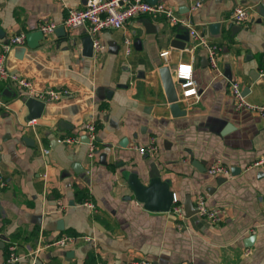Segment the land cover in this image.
<instances>
[{
	"label": "crops",
	"instance_id": "1",
	"mask_svg": "<svg viewBox=\"0 0 264 264\" xmlns=\"http://www.w3.org/2000/svg\"><path fill=\"white\" fill-rule=\"evenodd\" d=\"M152 1L222 48V76L205 49L191 52L192 41L185 50L174 48L185 30L164 18L144 16L103 31L106 50L96 53L86 28L63 27L66 7L82 9L87 0H0V56L12 38L59 26L35 49L27 41L12 49L7 69L31 81L36 92H64L32 122L27 96L0 79V264L11 243L18 245L19 264H264V168L252 167L264 157V118L236 110L230 91V82H239L250 90V102L264 105V0ZM239 7L251 8L246 27L231 20ZM126 38L134 41L127 58ZM184 62H193L201 97L190 106L181 103L187 116L173 118L160 69ZM92 122L98 129L93 165L82 141ZM66 138L82 143H58ZM153 141L155 158L134 149ZM215 163L234 174L225 182L210 176ZM152 173L184 208L205 195L227 216L213 224L197 215L180 220L146 210L128 177L135 174L149 186ZM83 190L96 211L76 198ZM65 236L76 241L50 247Z\"/></svg>",
	"mask_w": 264,
	"mask_h": 264
},
{
	"label": "built area",
	"instance_id": "2",
	"mask_svg": "<svg viewBox=\"0 0 264 264\" xmlns=\"http://www.w3.org/2000/svg\"><path fill=\"white\" fill-rule=\"evenodd\" d=\"M62 2L63 0H57ZM259 2L263 0H258ZM200 3H197L193 10L199 9ZM67 16L64 19L63 27L67 29L86 28L88 35L93 42V49L96 53H102L106 50L105 46L100 40V35L105 30H121L130 21L144 16H151L154 18H164L172 27L184 29L190 35L192 41V48L196 50L203 48L207 51V57L210 67L217 72L219 76L223 75L219 66V56L222 48L218 45H213L206 40L191 24L190 21L180 17L176 12L165 6L164 4H151L147 0H87L86 5L82 9L66 7ZM250 7H239L232 15V22L235 26L246 27L250 19ZM59 26L56 23H50L41 26L40 30L44 36L55 33ZM27 34H20L5 45V54L0 56V79L10 81L17 85L27 98H34L44 103H53L61 98L64 92L47 90L44 92H36L34 84L12 73L6 67V54L12 49L22 46L26 41ZM125 57L131 56L134 49V41L132 38L124 40ZM172 78L178 93V103H183L190 106L200 100V90L198 83L194 76L193 62H184L178 64L177 68L171 70ZM264 78V71L261 72ZM231 96L234 101L236 110H244L250 113L257 114L264 118V105L252 103L244 95V89L239 82H230ZM33 122V121H32ZM85 136L88 138L86 144L88 148L87 158L91 165L94 164L95 157L98 153V129L97 124L92 122L84 126ZM58 143L64 145H72L82 143L80 138H66L58 140ZM141 156L155 158L159 152L158 145L155 141L142 146H135L134 148ZM46 155L50 154L49 150L45 151ZM253 168H264V157L252 165ZM208 174L213 177L229 178L232 175L231 167L223 163H215L208 169ZM6 186V184H2ZM84 205L92 211H96L95 206L91 202H86ZM196 215L207 220L213 224H220L227 216L226 208H215L208 204V199L205 195H199L195 200ZM175 218L184 219L185 208L180 203V200L174 194L173 205L170 211ZM86 242H92L93 238L83 237ZM76 241L74 237H62L54 244L50 245L56 247H66L70 243ZM22 257L18 254V245L11 243L8 249V256L3 264H19ZM128 264H152L146 259L133 260Z\"/></svg>",
	"mask_w": 264,
	"mask_h": 264
},
{
	"label": "water",
	"instance_id": "3",
	"mask_svg": "<svg viewBox=\"0 0 264 264\" xmlns=\"http://www.w3.org/2000/svg\"><path fill=\"white\" fill-rule=\"evenodd\" d=\"M147 1L151 4H157L152 0ZM238 27L240 28V26ZM43 38L44 34L41 31H35L28 34L26 38L28 47L31 49H35L38 43L43 40ZM88 38L93 48L92 39L90 36H88ZM190 41V35L187 31H185L183 35L176 36L175 40L172 41V46L178 50H185L187 44ZM160 76L163 81L172 117H186L188 112L186 110H183L180 104L178 103V93L172 78L171 69L168 67L161 68ZM249 93L250 90L248 88L244 90L245 96H248ZM26 107L29 110V115L27 118L28 121H34L41 118L42 113L46 107V103L36 100L34 98H28V100L26 101ZM82 141L86 143L88 142V138L85 136ZM194 165L196 166V164ZM232 173L234 174V170H232ZM220 181L225 182L226 179L221 178ZM128 184L130 186V189L135 194L137 202L142 204L146 210L157 213H169L171 211L174 193L170 191L169 184L167 182L162 181L158 174H151L149 186H145L144 184H142L138 176L135 174L129 175ZM196 213L197 212L194 203L189 200L185 205L186 216L191 217L193 215H196Z\"/></svg>",
	"mask_w": 264,
	"mask_h": 264
},
{
	"label": "trees",
	"instance_id": "4",
	"mask_svg": "<svg viewBox=\"0 0 264 264\" xmlns=\"http://www.w3.org/2000/svg\"><path fill=\"white\" fill-rule=\"evenodd\" d=\"M76 198H78L80 203H83V204L89 200L88 194L84 190L82 192H77Z\"/></svg>",
	"mask_w": 264,
	"mask_h": 264
}]
</instances>
